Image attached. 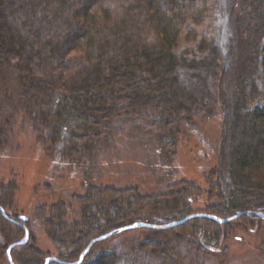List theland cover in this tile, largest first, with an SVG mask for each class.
<instances>
[{
  "label": "trees",
  "instance_id": "1",
  "mask_svg": "<svg viewBox=\"0 0 264 264\" xmlns=\"http://www.w3.org/2000/svg\"><path fill=\"white\" fill-rule=\"evenodd\" d=\"M213 1L0 0V80L6 74L15 81L24 120L39 139L58 146L68 164L87 161L93 172L100 142H111L121 123L172 160L184 124L220 113L219 159L205 178L211 204L203 213L221 220L249 215L221 224L192 218L151 230L177 231L180 242L202 233L207 243H219L235 223L264 225V0H225L222 43L199 31ZM5 125L0 144L10 140ZM91 180L81 197L37 210L61 262L78 261L91 240L119 228L181 221L192 214V198L204 194L187 181L163 195L142 196L137 188ZM15 186L5 188L0 208L20 222L5 210ZM23 227L26 243L25 231L0 212L5 255L20 243L10 251L13 264H44L29 225ZM91 249L80 264H117L116 253L106 250L90 262Z\"/></svg>",
  "mask_w": 264,
  "mask_h": 264
},
{
  "label": "rangeland",
  "instance_id": "2",
  "mask_svg": "<svg viewBox=\"0 0 264 264\" xmlns=\"http://www.w3.org/2000/svg\"><path fill=\"white\" fill-rule=\"evenodd\" d=\"M214 2L210 19L208 16L204 20L199 31L214 36L217 42L222 43L227 28L226 9L224 13L221 5L225 6L227 2ZM8 91L13 93L9 99L5 96ZM17 92L15 81L5 74L0 80V109L4 115L0 124L7 122L9 125L5 127L10 130V140L7 144H0V196L5 188L16 185L11 201L5 206L6 213L19 215L20 222L18 218L11 221L22 226L23 223L29 225L34 247L46 259L56 258L59 253L56 244L48 238L42 224L43 217L38 215L37 210L42 205L69 202L75 196L81 197L84 193L81 186L86 185V178H92V184L119 190L137 188L142 196L163 195L170 186L187 181L204 191L202 196L192 198L190 215L204 214L210 206L209 186L205 178L218 164L220 113L210 116L200 114L194 117L191 125L184 124L172 160L160 158V153L153 149L151 142L139 141L138 137L142 134L136 130L133 133L128 123H121L120 128L116 125L117 136L111 142H100L95 160L91 161L94 171L90 172V162L68 164L61 158L58 146L51 145L47 139H39L28 121L24 120ZM212 200L214 202L215 199ZM22 217L27 221H22ZM233 225L231 232L219 243H207L200 236L202 233H197L196 237L188 236L186 242H180L177 231L128 230L95 243L91 247L89 261H94L95 253L106 250L116 253L117 264H264V225ZM4 247L5 243L0 239V264H8ZM209 248H214L215 252ZM17 254H20L19 251Z\"/></svg>",
  "mask_w": 264,
  "mask_h": 264
},
{
  "label": "water",
  "instance_id": "3",
  "mask_svg": "<svg viewBox=\"0 0 264 264\" xmlns=\"http://www.w3.org/2000/svg\"><path fill=\"white\" fill-rule=\"evenodd\" d=\"M0 212L2 214V216L4 218H7L9 221H11L8 217H6L4 211L0 208ZM243 215H249V213H245V212H238L236 213L233 217L229 218V219H225V220H221L213 215H206V214H194V215H190L187 216L186 218H184L181 221H177V222H171L168 224H164V225H148V224H144V223H134L132 225L129 226H125L122 228L117 229L116 231H112L108 234L102 235L96 239H93L90 241V243L87 245V247L83 250V252L80 254L78 261L74 262V263H66V262H61L56 258L53 257H49L45 260L44 264H49L51 262H55V263H59V264H80L83 260V258L85 257V255L89 252V250L91 249V247L97 243V242H101L104 240H107L108 238H110L111 236L115 235V234H119L122 233L124 231H128V230H134V229H138V228H145V229H155V230H165V229H169V228H173L176 226H179L183 223H185L186 221L192 219V218H207V219H211L219 224L221 223H227L230 221H233ZM22 221H25L26 219L24 217L21 218ZM13 222V221H11ZM13 224L21 227L24 231H25V240L22 243H26L28 241V232L25 229V227H23L20 223H16L13 222ZM20 243H16V244H12L11 246L8 247V249L6 250V257H7V261L9 264H13L12 260H11V256H10V251L17 245H19Z\"/></svg>",
  "mask_w": 264,
  "mask_h": 264
}]
</instances>
